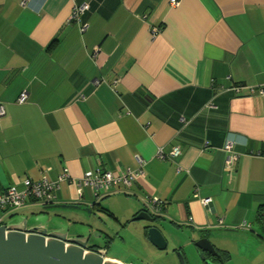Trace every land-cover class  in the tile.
Instances as JSON below:
<instances>
[{
    "label": "crops",
    "instance_id": "crops-1",
    "mask_svg": "<svg viewBox=\"0 0 264 264\" xmlns=\"http://www.w3.org/2000/svg\"><path fill=\"white\" fill-rule=\"evenodd\" d=\"M176 1L0 0V192L66 171L55 201L30 202L21 216L110 231V242L100 236L106 257L121 264H134L131 253L138 264H203L191 248L201 237L228 254L222 264H264V96L247 91L264 87V0ZM80 4L88 10L70 20ZM228 140L239 157L225 173ZM174 146L181 154L170 159ZM137 156L143 176L129 187L97 197L84 187L78 198L81 177L134 169ZM150 198L162 203L157 224ZM93 203L106 211L102 225Z\"/></svg>",
    "mask_w": 264,
    "mask_h": 264
},
{
    "label": "water",
    "instance_id": "water-1",
    "mask_svg": "<svg viewBox=\"0 0 264 264\" xmlns=\"http://www.w3.org/2000/svg\"><path fill=\"white\" fill-rule=\"evenodd\" d=\"M95 204L97 203H93L92 207ZM53 209L81 210L87 214L88 218L91 215L90 210L82 207L53 206ZM39 217H35L37 222L40 221ZM53 217L55 219L53 223H50V226L46 221L42 225L36 223L30 226L26 216H20L16 220L11 218L1 224L0 264H121L106 257L108 245L100 248L95 243H91L92 237L100 238V236L110 242L114 235L112 232L97 231L94 234L87 229L90 227L88 224L73 222L83 228L81 232V229L71 226L72 223H65L66 216L54 215ZM149 219L152 223L157 224L158 218L155 215L152 214ZM68 222L70 221L68 220ZM100 225L102 224L100 223ZM144 231L147 241L155 249L165 250L167 242L156 227L145 226ZM191 248L203 264H216L214 260H220L219 253L208 238L201 237L192 240Z\"/></svg>",
    "mask_w": 264,
    "mask_h": 264
},
{
    "label": "built area",
    "instance_id": "built-area-1",
    "mask_svg": "<svg viewBox=\"0 0 264 264\" xmlns=\"http://www.w3.org/2000/svg\"><path fill=\"white\" fill-rule=\"evenodd\" d=\"M172 6L177 5L176 0H170ZM23 9L27 12H30L28 6L25 2L21 3ZM88 10L87 4L75 5L73 7L70 20L79 22L80 17ZM86 29V24L79 23V32L82 33ZM156 30H154L155 32ZM96 82V80H95ZM240 86H236L233 88V91L238 93L240 91ZM249 95H258L264 96V87L263 88H247ZM26 101V95L22 92L17 102L19 104ZM207 107L215 109L216 107L210 103ZM4 115L3 106L0 105V117ZM223 152L225 154L223 171L225 173H229L231 170V166L234 162L237 161L239 154L234 151V144L232 140H228L225 142L223 146ZM181 154V147L174 146L172 147L169 158L174 159ZM157 158L162 159L163 155L160 151L157 152ZM136 167L134 169H126L122 173H111L108 171H95L91 174H86L81 177L77 182V196L81 197L82 188L88 187L93 193L94 196L97 197L99 192H108L113 186L122 185V186H130V184L143 176V160L140 157L135 158ZM67 173L64 171L62 175H60L56 180L50 181L46 178H41L37 181H31L26 179L22 182V187H9L6 190L0 192V225L3 224L2 216L5 213L11 212L13 210H20L27 206L30 202H38L41 204H49L55 201V193L59 189V184L64 179L66 180ZM210 202L209 198L201 199V203L203 205H207ZM147 206H149V210L154 213H158L162 203L157 199H149L146 202Z\"/></svg>",
    "mask_w": 264,
    "mask_h": 264
},
{
    "label": "rangeland",
    "instance_id": "rangeland-1",
    "mask_svg": "<svg viewBox=\"0 0 264 264\" xmlns=\"http://www.w3.org/2000/svg\"><path fill=\"white\" fill-rule=\"evenodd\" d=\"M17 211V212H16ZM60 211V210H59ZM69 212H66V211H60V212H63V213H69L68 215H71V214H73V212L75 211L74 209H71V210H68ZM14 213V215L12 216V219L13 220H16V219H18L20 216H21V214H23V215H25V212L24 211H18V210H13V211H11L9 214H7L8 216H6V222L9 220L8 218H9V216L11 215V214H13ZM97 216L100 218V223H105L106 221H108V219L106 218V216L105 215H103L102 213H97ZM27 217V219H28V221H29V225H32V224H36L37 223V219L35 218V217H32V216H26ZM67 220L65 221V223H72V225L71 226H73V227H75V228H78V229H81L80 231L82 232V230H83V228L81 227V226H79L78 224H76V223H73V222H71V220H69L68 219V217L66 216L65 217ZM5 219V218H4ZM49 218H45V219H42V218H40V221L41 220H45V221H47ZM68 220L70 221V222H68ZM5 221V220H4ZM105 221V222H104ZM94 223L96 222V221H93ZM107 225V224H106ZM97 239H99V240H101V241H99V240H97ZM96 239V237H92L91 238V243H93V241L95 242V243H98V244H96V245H98L100 248H103V247H105L106 246V243L105 242H103V239H101V238H97ZM93 240V241H92ZM112 245H113V247H114V243H112ZM111 245V246H112ZM117 246L118 245H115V247H114V249L115 248H117ZM127 247V246H126ZM123 251V254L128 258V255H129V260H131V261H133V263L134 264H138L139 262H140V260H138V258H136V257H134L133 255V253H131V254H128L127 255V253H126V250H122ZM128 252V251H127Z\"/></svg>",
    "mask_w": 264,
    "mask_h": 264
},
{
    "label": "trees",
    "instance_id": "trees-1",
    "mask_svg": "<svg viewBox=\"0 0 264 264\" xmlns=\"http://www.w3.org/2000/svg\"><path fill=\"white\" fill-rule=\"evenodd\" d=\"M75 184V182H74ZM119 187H122V185H117ZM116 186H113L112 188H114ZM129 187V186H128ZM127 188L126 186H124V189ZM51 204V203H49ZM162 206L160 207V210L158 211V213H155V216L157 218H160V213L162 211ZM92 212L96 213V212H106L105 209L102 207V205H100L99 203L95 204L92 207ZM152 214L154 215V213L152 212ZM256 217H257V221L258 223L261 225L262 229H263V233H264V204L260 205L257 208V212H256ZM220 260H218L219 264H222L223 262H226L228 260V254L227 253H220Z\"/></svg>",
    "mask_w": 264,
    "mask_h": 264
}]
</instances>
